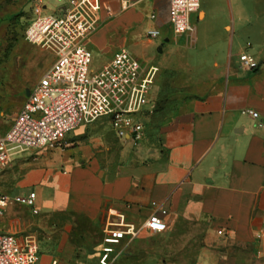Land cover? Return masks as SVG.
Here are the masks:
<instances>
[{
  "label": "crops",
  "instance_id": "crops-1",
  "mask_svg": "<svg viewBox=\"0 0 264 264\" xmlns=\"http://www.w3.org/2000/svg\"><path fill=\"white\" fill-rule=\"evenodd\" d=\"M101 2L100 25L84 42L93 58L104 66L125 48L157 66L152 103L164 94L175 111L148 118L135 162L95 155L90 137L107 143V118L81 126L67 150L21 154L0 172V188L36 192L39 212L11 202L0 229L34 233L37 264H98L108 208L138 226L164 208L168 229L112 244L110 264H264V0H201L192 33L174 30L169 0ZM244 53L260 66L244 67Z\"/></svg>",
  "mask_w": 264,
  "mask_h": 264
},
{
  "label": "built area",
  "instance_id": "built-area-1",
  "mask_svg": "<svg viewBox=\"0 0 264 264\" xmlns=\"http://www.w3.org/2000/svg\"><path fill=\"white\" fill-rule=\"evenodd\" d=\"M200 6L201 0H169V20L177 33L195 31L192 16ZM48 7L47 0H32L34 17L24 36L32 45L53 53L55 61L34 85L11 128L0 136V172L25 152L67 146L73 131L102 118L109 120L120 140L138 148L155 109L151 94L157 66H144L122 48L109 63L91 69L93 55L84 42L100 25L101 0H64L62 7L51 12ZM148 35L157 37L159 31L149 30ZM240 60L246 68L260 66L248 53L241 54ZM248 112L254 118L259 116L256 111ZM36 197L34 191L12 196L0 188V222L11 202L33 207L37 214ZM166 213L158 208L138 226L124 213L108 208L105 245L98 264H110L112 244L135 239L140 229L151 233L167 230ZM38 258L39 241L34 233L19 237L0 229V264H37Z\"/></svg>",
  "mask_w": 264,
  "mask_h": 264
},
{
  "label": "rangeland",
  "instance_id": "rangeland-1",
  "mask_svg": "<svg viewBox=\"0 0 264 264\" xmlns=\"http://www.w3.org/2000/svg\"><path fill=\"white\" fill-rule=\"evenodd\" d=\"M47 2H49V12L64 5V0H47ZM33 17L32 0H0V136L11 128L31 88L41 78L53 58L51 52L32 45L25 39V29ZM103 63L100 58L95 57L91 69L98 70ZM75 131L68 136V145L59 149L67 150L72 147L71 135ZM90 138H92L90 144L96 150L97 158L102 164L109 165H118L126 161L135 162L136 150L144 144L143 141L141 146L134 147L131 143L120 140L114 132L108 136L107 143L98 134ZM107 144H111V147ZM141 248L142 251H146L147 245H142ZM96 254L92 255L96 257ZM189 259L187 261L191 263ZM123 263L120 260L117 264ZM132 264L153 263L147 259Z\"/></svg>",
  "mask_w": 264,
  "mask_h": 264
},
{
  "label": "trees",
  "instance_id": "trees-1",
  "mask_svg": "<svg viewBox=\"0 0 264 264\" xmlns=\"http://www.w3.org/2000/svg\"><path fill=\"white\" fill-rule=\"evenodd\" d=\"M173 111H175V101L168 96L165 97L164 94H160V96L156 99L155 109L150 119L152 121L154 115L157 113H160L163 117H166Z\"/></svg>",
  "mask_w": 264,
  "mask_h": 264
}]
</instances>
